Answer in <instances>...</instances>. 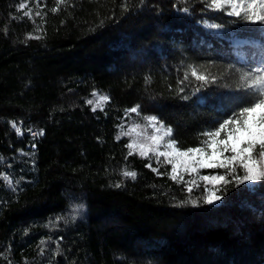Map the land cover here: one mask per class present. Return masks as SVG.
<instances>
[{
  "label": "trees",
  "instance_id": "obj_1",
  "mask_svg": "<svg viewBox=\"0 0 264 264\" xmlns=\"http://www.w3.org/2000/svg\"><path fill=\"white\" fill-rule=\"evenodd\" d=\"M56 6L0 0V264H264V182H217L222 199L206 204L211 185L172 180L164 157L139 156L116 137L139 105L173 128L181 150L203 146L201 133L239 93L195 92L189 66L235 88L240 70L264 61V33L203 0ZM94 92L109 97L95 111Z\"/></svg>",
  "mask_w": 264,
  "mask_h": 264
},
{
  "label": "snow or ice",
  "instance_id": "obj_2",
  "mask_svg": "<svg viewBox=\"0 0 264 264\" xmlns=\"http://www.w3.org/2000/svg\"><path fill=\"white\" fill-rule=\"evenodd\" d=\"M36 3L39 5L40 0H36ZM66 3L67 0H57V6L52 11H58L59 6ZM203 3L207 8L225 13L229 17H235L245 24L258 26L256 30L264 33V0H203ZM25 6L24 3H21L19 8L23 9ZM125 10H127L126 3ZM181 11L190 14L191 10L188 7H183ZM24 15L31 17V9L25 12ZM36 15L39 16L41 13L38 11ZM202 23L209 29L220 30L225 27L224 24L219 23H208L207 21H202ZM189 68L191 76L195 78L199 85L195 88V92H200L202 88L211 85H218L239 93V95L229 97L230 114L213 122L209 129L201 133L206 138L202 141L203 146L188 147L185 150H181L177 146L178 142L172 138L174 130L171 126H166L155 115L147 116L145 119L148 125L156 133L148 138L151 143L133 141L127 147L129 149H139L142 156H147L150 152L154 153L157 157V163H159V157H164L166 162L172 165L171 179L174 181L177 180L180 170L194 173L198 169L207 168L225 170L223 175L201 177L203 181L212 183L214 188L217 182L228 185L234 181L236 186L264 182V61L257 67L240 70L239 82L235 88L229 84L219 85V81L223 77L202 71L195 65H190ZM184 79H189L187 72ZM183 91L184 89L181 88L180 92ZM96 95V93H93V96ZM188 98V96L182 97L185 100ZM108 99L107 96H100L93 111L97 107H101V102ZM87 103L91 105L93 100H88ZM139 109L140 106L137 105L127 111L139 114ZM12 126L20 133V129L15 122ZM137 128H139V125L128 132H124L123 135H130ZM33 135H36V133H33ZM137 135H140V133H137ZM161 146L164 148L163 151H161ZM225 153L230 154L225 155ZM147 166L151 167V164ZM237 169L240 171L238 172ZM153 170L157 171L156 169ZM124 175L134 179L136 173L125 171ZM228 176H231V180L227 179ZM180 180H183L182 176ZM192 183L194 184L195 181ZM187 190L191 192L192 187L189 186ZM219 190V188H215V190L213 188L207 189L204 203L211 205L220 201L222 197L216 194ZM192 203L195 204L196 201H192Z\"/></svg>",
  "mask_w": 264,
  "mask_h": 264
},
{
  "label": "rangeland",
  "instance_id": "obj_3",
  "mask_svg": "<svg viewBox=\"0 0 264 264\" xmlns=\"http://www.w3.org/2000/svg\"><path fill=\"white\" fill-rule=\"evenodd\" d=\"M208 22V21H207ZM210 23V22H208ZM202 26L206 29H208L209 31H213L214 33H219V30H215V29H209L207 27H205L204 23H202ZM233 44V46L238 47V46H242V45H246L249 44L250 42L248 40L245 39H235L232 40L231 42ZM97 95L96 96H91L88 100H93V104H89L92 109L95 107L97 101L99 100L100 96H107L104 93H98V92H94ZM108 101V100H107ZM107 101L101 102V107H97L96 109H101ZM144 115H141L140 113H129L127 110H125V113L123 114V116L120 118L119 123L117 125V136L118 138H126L128 139L129 143H132L133 141H137L139 143H151V141L148 139L149 137H151L152 135H155L156 133L154 132L153 128L151 126L148 125V122L146 121ZM139 125V128H137L135 131H132L130 135H123L124 132H128L129 130L133 129L135 126ZM137 133H140V135H137ZM167 140V138H166ZM133 152L137 153L139 156V149L137 148H133L131 149ZM164 148L163 146H161V151H163ZM230 153H225V155H229ZM149 155H155L154 153H149L147 156ZM147 156H142V157H147ZM207 170V168H202V169H198L197 172L194 173H189V172H184L183 170H180L178 178L180 179V177L184 176V175H189L192 177L193 181H197V182H201L203 181L201 179L202 176H207L205 175L203 172ZM206 182V181H204ZM208 183V182H206ZM209 185H211L210 188H212L213 184L212 183H208ZM249 187H252V184H248ZM220 201L214 203L213 205L218 204Z\"/></svg>",
  "mask_w": 264,
  "mask_h": 264
}]
</instances>
